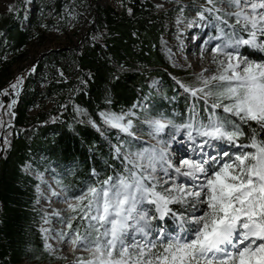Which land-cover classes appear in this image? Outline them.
I'll return each mask as SVG.
<instances>
[{
    "label": "trees",
    "instance_id": "trees-1",
    "mask_svg": "<svg viewBox=\"0 0 264 264\" xmlns=\"http://www.w3.org/2000/svg\"><path fill=\"white\" fill-rule=\"evenodd\" d=\"M165 1L164 7H158L151 0H121L120 10L97 5L94 20L69 55L64 50L48 52L33 61L31 70L24 65L33 37L24 28L28 0H15L10 10H0V102L5 105L0 108V119L4 126L8 124L0 158V264L58 261L47 249L41 231L44 213L37 207L34 173L54 166L65 173L67 189L84 191L121 173L126 163L123 154L129 153V148H146V139L152 140L147 121L171 120L177 125L207 122L211 103L192 97L180 86L189 85L185 77L190 74L172 65L163 45L169 26L175 25V11L188 8L191 0ZM66 2L54 0V12L61 13ZM211 7L197 5L206 19L222 25L217 19V15L223 17L220 13L206 11ZM233 24L228 21L220 28L230 33L233 29L229 25ZM235 30L246 37L237 25ZM240 48L254 60L262 56L247 46ZM61 58L72 65V76L64 63L60 67ZM18 78L22 83L16 96L10 85ZM156 79L157 87L153 85ZM43 82L46 85L41 87ZM5 89L7 96L2 94ZM12 99L17 100L11 110L14 116L5 114ZM45 100L51 105L45 106ZM142 100L149 103L148 109L138 111L135 106ZM215 111L225 115L221 109ZM101 112L128 114L125 123L135 112L138 120L144 121L139 133L145 137L132 141L134 135L105 125ZM89 121H94L100 131ZM138 125L132 127L133 133ZM242 127L246 135L241 142L249 143L253 130L257 139L264 140V131L257 125ZM121 145L122 155L117 156L115 147ZM163 221L169 228L175 223L172 217Z\"/></svg>",
    "mask_w": 264,
    "mask_h": 264
},
{
    "label": "snow or ice",
    "instance_id": "snow-or-ice-1",
    "mask_svg": "<svg viewBox=\"0 0 264 264\" xmlns=\"http://www.w3.org/2000/svg\"><path fill=\"white\" fill-rule=\"evenodd\" d=\"M220 2L234 9L225 15L234 17L235 24L229 25L232 32L220 28V35L214 37L220 41L212 48L216 70L210 76L201 73L197 77L199 86L180 85L192 97L205 104L211 102L207 122L174 125L171 120L147 121L154 138L169 125L177 132L187 129L197 158H178L173 164L168 152L171 142L162 141V148L123 154L126 163L121 173L66 197L68 215L62 223L68 232L61 230L58 236L61 240L68 237L73 251L82 248L87 253L78 257L77 264H264V140L257 139L253 130L249 143H239L246 135L243 125L255 124L264 131V59H250L239 51L247 46L264 52V0ZM207 3L213 5L206 9L209 13L221 11L215 7L216 0ZM199 15L204 18L203 12ZM217 19L228 24L219 15ZM236 25L247 38L237 34ZM21 83L18 78L10 85L16 96ZM2 94L7 96L9 92L5 89ZM16 103L12 99L5 114L14 116L11 110ZM4 107L0 102V108ZM216 109L225 115H219ZM99 115L110 128L134 135L132 120L124 122L128 114ZM89 122L100 131L94 121ZM2 127L4 121L0 119ZM193 132L205 139L196 143ZM217 142L237 151L230 153L219 148ZM121 147H115L117 156L122 155ZM174 150L178 154L187 151L183 141H177ZM158 171L173 181L171 186L164 187L168 180L159 178ZM170 171L175 176H170ZM179 177L190 179L192 185L175 182ZM144 204L154 206V214L149 215ZM172 204L186 206L185 212H175ZM189 209L194 211L189 213ZM166 217L176 222L175 233L170 235L158 227L153 237L152 221ZM74 222H78L76 226ZM130 232L141 240L132 235L129 241Z\"/></svg>",
    "mask_w": 264,
    "mask_h": 264
},
{
    "label": "rangeland",
    "instance_id": "rangeland-1",
    "mask_svg": "<svg viewBox=\"0 0 264 264\" xmlns=\"http://www.w3.org/2000/svg\"><path fill=\"white\" fill-rule=\"evenodd\" d=\"M151 1L158 7H164L166 5L165 0ZM27 3L28 19L24 22V28L31 31L33 35L31 44L28 48L27 61L24 64L28 67L33 61L41 58L43 54L54 50H64V52L69 55L73 46L84 36L94 20L97 5L112 6L119 10L122 8L121 0H67L62 7V12L55 13L53 10L54 0H28ZM14 4L15 0H0V10H10ZM203 4H208L207 0H191L187 5L188 8H181L175 11L173 17L175 25L169 26V29L163 37V45L168 59L173 66L181 68L186 71V73L190 74V76L185 77V80L190 86H199L197 77L200 76L201 73H203L204 76H210L215 72L216 64L213 62L214 53L212 52V48L219 44L220 41L214 39V37L218 33L220 26L224 27V24L216 26V20L206 19L205 17L201 19L199 15V13H201L199 10L200 8H197V5ZM208 5L213 7L211 4ZM215 7L221 9L219 13L227 21L235 24L234 17L225 15L226 11L231 12L234 11V9L229 8L226 3H221L220 0H216ZM237 26L239 27V25ZM239 51L245 55L241 48H239ZM261 54L262 56H260L259 60L264 59V52H261ZM248 57L252 59L250 56ZM66 61L67 60L61 58L60 67H62L64 63V65L69 68V76H72V65ZM205 69H207L206 72L204 71ZM40 85L44 87L46 83L43 82L40 83ZM153 85L157 87L159 85V79H156ZM178 95H182V93L178 92ZM44 105L50 106L51 102L45 100ZM148 105L149 103L143 100L142 103L136 105V108L140 111L141 108L148 109ZM131 115L133 117V119H131L133 127L139 123L132 141L138 140L139 138L143 139L145 136H142L139 131L143 127L144 121L143 119L138 120V115L135 112H132ZM135 119L137 120L135 121ZM146 125L149 127L148 123H146ZM149 129L148 135L152 137V140L144 138L149 142L146 148L154 147L159 149L165 146L161 143L162 141L171 142L172 146L168 148V152L173 164L178 163V158H197V154L191 150L194 145L192 141L188 140L187 129L180 128L179 132H177L176 128L169 125L162 133L155 135V138L154 134H152V129L150 127ZM173 136L176 137V140H172ZM193 136L196 138V143H200L205 139L197 136L195 132H193ZM179 140L184 142L187 151H182L178 154L174 149L176 142ZM239 143L246 144L241 141H239ZM217 144L219 148L227 150L230 153L237 151V149L231 145L222 142H217ZM137 150L140 149L132 150L129 148L128 152ZM207 150L212 152L217 151V149ZM241 150L245 151V149ZM53 167L40 173L32 172L37 177L38 181L37 207L44 213L42 216L41 231L45 237L47 249L58 260L55 264H77L78 257H86L87 253L84 252L82 248L73 251L68 237L61 240L58 233L61 230L68 232V229H66L62 223V218H66L68 215L66 204L64 203L65 198L78 195L82 191L67 189L64 184L65 173L57 171V169ZM70 170H72V167L68 168V171ZM169 175L175 176V173L170 171ZM157 176L162 180H168V184L164 185V187H169L173 183V181L169 179L168 176H164L162 172L158 171ZM175 182L185 183L187 185H192L193 183L190 179L185 177H179ZM170 207L177 213L185 212L186 208V206L181 204H172ZM197 207L199 208L200 206ZM143 208L149 211V215L154 214V206L144 204ZM193 211L192 209L188 210L189 213ZM56 212H59L61 215L56 216ZM195 214H199V212L196 211ZM46 220L49 222L46 223ZM76 223L78 222H74V226H76ZM80 223L81 231L83 232L84 226L82 222ZM152 227L154 229L153 237L158 227H163L165 231L171 235L176 231V222L172 228H169L163 221L156 220L152 221ZM132 235L136 234L130 232L129 241H131ZM136 239L141 240V237L136 235Z\"/></svg>",
    "mask_w": 264,
    "mask_h": 264
},
{
    "label": "water",
    "instance_id": "water-1",
    "mask_svg": "<svg viewBox=\"0 0 264 264\" xmlns=\"http://www.w3.org/2000/svg\"><path fill=\"white\" fill-rule=\"evenodd\" d=\"M35 62H33L29 67L28 69L31 70V68L33 67ZM8 124H6L3 128V130L1 131V134H0V145H1V151H0V158L2 157V154H3V149H4V139H3V134H4V131L5 129L7 128Z\"/></svg>",
    "mask_w": 264,
    "mask_h": 264
},
{
    "label": "bare ground",
    "instance_id": "bare-ground-1",
    "mask_svg": "<svg viewBox=\"0 0 264 264\" xmlns=\"http://www.w3.org/2000/svg\"><path fill=\"white\" fill-rule=\"evenodd\" d=\"M179 141H181V140H179ZM176 145V144H175ZM247 149H245V151H246ZM234 153V152H233ZM224 159H227V158H224Z\"/></svg>",
    "mask_w": 264,
    "mask_h": 264
}]
</instances>
